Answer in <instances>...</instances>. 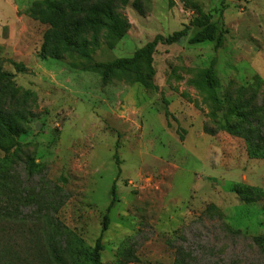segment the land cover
Wrapping results in <instances>:
<instances>
[{"label":"rangeland","instance_id":"1","mask_svg":"<svg viewBox=\"0 0 264 264\" xmlns=\"http://www.w3.org/2000/svg\"><path fill=\"white\" fill-rule=\"evenodd\" d=\"M34 1L0 0L3 68L36 95L12 157L17 185L32 199L21 210L0 203V243L19 264H59L47 247L56 223L69 243L93 248L108 213L102 264H119L125 246L137 256L127 264H174L179 246L196 264H264L254 240L264 236V198L254 199L264 195V158L222 128L238 119V92L264 104V0H142L141 10L130 0L123 38L59 59L40 57L47 25L26 14ZM197 7L226 30L223 47L190 44L196 28L160 44L155 88L145 85L144 65L107 80L94 67L181 29ZM212 61L219 102L199 85ZM49 194L62 197L55 211L39 204Z\"/></svg>","mask_w":264,"mask_h":264},{"label":"trees","instance_id":"2","mask_svg":"<svg viewBox=\"0 0 264 264\" xmlns=\"http://www.w3.org/2000/svg\"><path fill=\"white\" fill-rule=\"evenodd\" d=\"M140 1L142 2V0L133 2L139 10L142 6ZM129 2L130 0H36L32 2L26 14L33 20L47 25L39 51L40 57L59 59L75 51L85 52L88 47L98 45L103 38L113 42L123 38L131 24L121 9ZM192 28H196V31L189 37ZM225 33L226 30L220 29L210 13L197 7L196 15L181 29L168 35L156 34L131 56L98 61L94 63V67L99 69L103 79L107 80L115 72H136L144 65L145 85L148 88H155L152 80L155 75L154 54L160 44L172 45L189 37L190 44L215 42L217 50L224 45ZM3 61L0 59V203L7 200L13 208L21 210L28 205L32 197L19 189L12 157L14 149L19 145L18 138L26 131L29 117L33 114L32 108L36 95L30 89L15 83V74L3 68ZM6 61L12 63L18 72L24 70L23 63L12 59H6ZM199 85L206 89L212 98L220 101L217 92L219 79L214 61L204 70ZM232 101L236 103L235 115L238 119L234 123H224L222 128L230 134L243 138L250 156L264 158V104L258 103L257 94L245 98L239 92ZM168 115L169 112L166 110V116ZM117 162L119 163V159ZM37 165L30 157L28 168L32 170ZM112 195L108 211L116 201L115 183L112 187ZM261 197L264 198V195L256 193L254 199L258 200ZM42 198V196L39 198V204L43 202L50 210L55 211L62 197L58 199L55 194H49L46 201ZM254 199L251 198L249 201ZM108 222L107 213L102 234L107 229ZM56 225L47 242L51 258L59 264H102V234L96 239L93 248H90L72 241L69 243L65 231L58 226V222ZM254 240L264 253V236H255ZM19 260L20 258L15 256L9 246L0 243V264H19ZM129 261H137V256L131 248L125 246L119 264H127ZM174 264L196 263L193 254L183 246H179L175 250Z\"/></svg>","mask_w":264,"mask_h":264},{"label":"crops","instance_id":"3","mask_svg":"<svg viewBox=\"0 0 264 264\" xmlns=\"http://www.w3.org/2000/svg\"><path fill=\"white\" fill-rule=\"evenodd\" d=\"M16 14H17V12H16ZM18 17H17V15H16V19H17Z\"/></svg>","mask_w":264,"mask_h":264}]
</instances>
